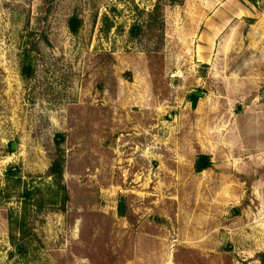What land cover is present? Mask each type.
Instances as JSON below:
<instances>
[{
    "label": "rangeland",
    "instance_id": "1",
    "mask_svg": "<svg viewBox=\"0 0 264 264\" xmlns=\"http://www.w3.org/2000/svg\"><path fill=\"white\" fill-rule=\"evenodd\" d=\"M248 1L211 45L184 2L0 0V264H264V0Z\"/></svg>",
    "mask_w": 264,
    "mask_h": 264
},
{
    "label": "crops",
    "instance_id": "2",
    "mask_svg": "<svg viewBox=\"0 0 264 264\" xmlns=\"http://www.w3.org/2000/svg\"><path fill=\"white\" fill-rule=\"evenodd\" d=\"M184 3L198 8L197 21L205 26L200 30V38H206L211 45L232 25L243 26L254 15L248 0H184Z\"/></svg>",
    "mask_w": 264,
    "mask_h": 264
},
{
    "label": "trees",
    "instance_id": "3",
    "mask_svg": "<svg viewBox=\"0 0 264 264\" xmlns=\"http://www.w3.org/2000/svg\"><path fill=\"white\" fill-rule=\"evenodd\" d=\"M169 5H176V4H181L184 2V0H167ZM162 5L159 3L156 4L153 12L149 15L150 19L149 21H155V23H159V20H161L162 17ZM148 23V26H151V24ZM162 23V20L161 22ZM73 25V30L76 31L77 26ZM132 34L134 36H137L140 32L141 29L140 28H132ZM27 71L29 72V68L24 69V74H27ZM193 99L195 100V97H193ZM200 169V167H199ZM15 171L14 167H10L7 171L8 174H13ZM46 176L52 178L54 185L58 188L59 193L62 195V197H64V204L62 205V209H65V202L68 199V193H67V188L66 185L64 184V158L62 157V155L57 154L51 163V166L49 167V169L46 172Z\"/></svg>",
    "mask_w": 264,
    "mask_h": 264
},
{
    "label": "water",
    "instance_id": "4",
    "mask_svg": "<svg viewBox=\"0 0 264 264\" xmlns=\"http://www.w3.org/2000/svg\"><path fill=\"white\" fill-rule=\"evenodd\" d=\"M202 95H203L202 93L194 92V96H195V97H200V96H202ZM16 147H17V146H16V143H12V145H11L12 150H15ZM208 162H209V160H207V161L203 164V166L206 167V165L208 164ZM123 208H124V199L122 198V199H121V203H120V212H121V213L123 212Z\"/></svg>",
    "mask_w": 264,
    "mask_h": 264
}]
</instances>
